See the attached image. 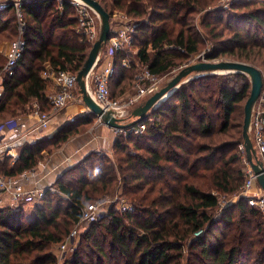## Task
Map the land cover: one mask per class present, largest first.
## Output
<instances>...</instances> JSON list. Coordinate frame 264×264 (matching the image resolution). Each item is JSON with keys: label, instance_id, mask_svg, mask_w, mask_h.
Instances as JSON below:
<instances>
[{"label": "trees", "instance_id": "trees-1", "mask_svg": "<svg viewBox=\"0 0 264 264\" xmlns=\"http://www.w3.org/2000/svg\"><path fill=\"white\" fill-rule=\"evenodd\" d=\"M96 1L111 16L119 11L137 22L129 49H137L136 60L153 75L189 62L209 43V61L230 59L264 71V0H234L216 9L220 0ZM21 11L27 47L15 75L4 81L0 125L30 114L36 102L49 113L45 66L78 75L92 49L70 0L23 1ZM16 25L10 3L0 10L1 38L16 40ZM126 57L123 51L114 58L113 99V86L124 94L140 71L134 62L122 67ZM4 64L0 60V70ZM250 93L243 74L190 81L141 122L142 134L115 141V161L91 153L66 170L31 218L23 207H1L0 264H58L53 249L70 236L82 210L119 191L133 213L110 208L63 264H264V216L243 198L221 205L245 184L238 119ZM93 118L88 112L49 138L19 143L14 163L0 158V176L36 170L45 153L60 149Z\"/></svg>", "mask_w": 264, "mask_h": 264}, {"label": "built area", "instance_id": "built-area-1", "mask_svg": "<svg viewBox=\"0 0 264 264\" xmlns=\"http://www.w3.org/2000/svg\"><path fill=\"white\" fill-rule=\"evenodd\" d=\"M71 5L75 9L76 18L79 23V28L86 37L87 41L93 46L99 39L96 34L95 19L101 20L99 15L86 3L81 0H70ZM15 7L17 17V39L10 42L6 52V61L3 68L0 70V99L4 95V81L6 78L15 75L20 61L23 59L27 42L25 40L26 22L23 18L21 7L22 1L16 0L11 3ZM10 2L1 3L0 10L7 9ZM62 3H60V8ZM112 38L102 48L97 64L90 75L86 78L87 90L93 101L101 107L106 113H109L116 120H120L123 124H128V113L134 106L139 105L145 98H149L159 91L158 84L160 82L159 76L153 75L148 67H141L137 60L124 58L121 66L130 69L134 62L140 67V71L135 77L134 88L136 94L125 99H113L111 96L110 82L116 73L115 55L118 52H123L132 44L134 27L124 26L118 30H111ZM103 53L105 61H102ZM200 58V57H199ZM44 76V75H43ZM53 78L57 82L54 92L46 94V102L51 106L49 113L42 112L40 105L34 103L35 111L21 117L8 124L0 125V148L8 146V144L24 143L34 139L39 134L44 133L49 129L57 126V115L61 110L67 113L77 115V108L82 105L87 112L90 110L85 107L83 98L80 93H76L77 75L70 72H54L51 71L47 76H44L46 82ZM91 80V84L89 81ZM98 121L105 125L101 117H97ZM72 120V119H71ZM33 121V125L29 122ZM146 125L139 123L135 126L129 127L125 130H115L119 137L128 138L131 135H139L144 132ZM249 135L256 151L257 159L263 163L264 166V81L263 88L259 99L255 103L249 127ZM240 151L244 154L243 164L246 166L244 173L246 176L245 184L240 193L230 198L231 200L222 202L221 205L225 208L238 199L243 198L247 201L249 206L256 208L264 216V191L257 182L251 165L249 164L244 144L240 146ZM7 155L11 156L14 161L18 159V155L14 148H9ZM35 176V171L26 172L18 178H8L0 176V208L8 206L13 210H18L23 201L33 203L41 201L45 193L51 188L41 189L37 187L26 188L22 185V181L30 180ZM53 191V190H52ZM107 201L99 202L98 204H90L82 210L80 222L71 232L67 241L63 244L55 246L59 253H63L67 245L74 243L75 237L78 235V230L81 227H89L96 223L105 214V209H99L100 206L105 205ZM126 212H132V208H123ZM56 254V251L54 252ZM57 255V254H56Z\"/></svg>", "mask_w": 264, "mask_h": 264}, {"label": "water", "instance_id": "water-1", "mask_svg": "<svg viewBox=\"0 0 264 264\" xmlns=\"http://www.w3.org/2000/svg\"><path fill=\"white\" fill-rule=\"evenodd\" d=\"M13 1H11V3H13ZM81 1L90 6L99 15L102 22L99 39L92 46L90 54L83 68L77 75V84L83 98V103L85 107L90 110V113H92L95 117H101L103 123L110 129L125 130L144 121L152 112L159 109L169 98H171L179 90V88H181L182 85L190 81L207 75L243 74L250 78L251 83V93L244 108V147L247 160L251 165L255 176L257 177L258 184L264 191V166L263 163L257 159L256 151L249 135L252 110L255 103L259 99L263 88V75L261 71L249 64L235 61H209L205 55L204 59L199 60L198 63L184 68L164 88L148 98L144 104L138 106L132 113V117L135 119V121L128 124H123L120 120H116L109 113H106L93 101L88 93L86 84V78L95 68L102 48L112 38L110 23L111 15L96 0Z\"/></svg>", "mask_w": 264, "mask_h": 264}, {"label": "rangeland", "instance_id": "rangeland-1", "mask_svg": "<svg viewBox=\"0 0 264 264\" xmlns=\"http://www.w3.org/2000/svg\"><path fill=\"white\" fill-rule=\"evenodd\" d=\"M13 0H0V4L1 3H8ZM24 1H30V0H24ZM32 1V0H31ZM34 1V0H33ZM56 1H62V0H56ZM231 1H234V0H220V2L218 3V6H215L213 7V9H216V8H220V6L226 8V4H229V2ZM23 2V1H22ZM212 9V8H211ZM199 16H197L195 18L196 20V24H198V20H199ZM8 19V17L6 18ZM5 19V20H6ZM110 23H111V30H118L120 29V27H123L128 25V26H133L134 29H135V26H136V21H134L133 19H131L130 17L126 16L125 13H122V12H119V11H115L113 12L112 16H111V20H110ZM95 27H96V34H97V38H99L100 36V32H101V27H102V22L100 19L96 18L95 19ZM135 33V31H134ZM135 35V34H134ZM134 35L132 36L133 37V42H134ZM10 42H12V38L10 39H6V38H1L0 36V60H5L6 61V52L8 50V46L10 44ZM132 42V43H133ZM130 45L126 48V53H127V57L126 58H129L131 60H136V53H137V49L136 48H132V49H129ZM212 49V45L209 43L207 45L206 48H204L202 50V52L194 57L191 58V60H189V62H182L180 63L178 66H176L175 68H173L170 72L162 75L159 77V84H158V87H159V90H161L162 88H164L170 81H172V79H174V77H176L180 71H182L184 68H186L187 66L189 65H192V64H195V63H198L199 60H202L204 59L205 55L207 53L210 52V50ZM102 55V53L100 54V56ZM105 55L103 53V56H102V61H105ZM201 57V59L199 58ZM216 61H233V60H230V59H219V60H216ZM179 63V62H178ZM44 72H43V75L44 76H47L48 73L50 72V68L49 66H45L44 68ZM262 75H263V81H264V71L262 72ZM224 75H231V74H221L220 76H224ZM247 77V76H246ZM248 80L250 81V78L247 77ZM89 84H91V80L89 81ZM116 85V83L114 84ZM76 93L78 95H80V89L79 87H77V90H76ZM136 94V90L134 88V86H130L126 89V91L123 93L120 92V89L119 88H116V86H113V95H114V98L115 99H125V98H128L130 96H133ZM150 98V97H149ZM148 98H145L143 100V102H141L139 105H136L134 106L132 109H130L129 113H128V122H133L135 121V119L132 117V113L133 111L140 105L144 104L145 101L147 100ZM32 106L30 107V111L33 112L35 111V108H34V104H31ZM84 107L82 105H80L78 108H77V112L76 114L77 115H74V111H71L72 114H70L69 117L66 116V118H64L65 120L64 121H60V123L58 124L57 122V126L55 128H57L55 131L57 132V130L62 127L63 125H65L67 122H73L76 118L78 117H82L83 115H86L88 114L87 110L83 109ZM243 109H244V105L242 107V118L239 117L238 121L242 123L243 125V119H244V113H243ZM64 113H66V111L64 110L63 111ZM62 112V113H63ZM78 116V117H77ZM76 117V118H75ZM72 119V120H71ZM100 127H103V128H108L106 125H102L101 122L98 121V118L95 117L91 120V123L90 125L87 126L86 130H84L83 132L75 135L74 137H72L65 145H63L60 149L58 150H54L52 153L48 154V153H45V159L43 160L42 163L52 159L54 156H56L58 154V152L60 150H62L66 145H68L69 143L71 142H76L77 140H79V138H84V137H87L89 138V136H91L93 134V132L96 130V128H100ZM109 129V128H108ZM112 132L115 133L114 130L111 129ZM55 132V133H56ZM54 133V134H55ZM91 134V135H89ZM116 134V133H115ZM53 136V135H52ZM41 137H44L43 135L39 134L37 137H35L34 139H31L30 141H34L36 139H39ZM46 137V136H45ZM51 137V136H49ZM48 137V138H49ZM121 139V137L118 136V134H116V140L117 139ZM10 147H14V144H8V146L4 147L3 149L0 150V158H4V157H8L10 160H11V163H13L14 159L11 157V156H8L7 155V151L9 150ZM16 153L17 155L19 156V150H18V147H16ZM49 149V148H48ZM131 151H134L133 150V146H131L130 144V148ZM98 155L101 156V157H109V159L115 161L116 160V153L113 151V146L107 150H104L101 148V150H99L98 152ZM108 155V156H106ZM244 166V169L246 168V166L243 164ZM50 188V187H49ZM121 195V192L119 191L118 193H116L112 198H108L106 201L107 203L105 205H102L99 207V209H105V213H107V211L111 208H114L116 211H118L120 214L122 213H127L126 211L123 210V208H132L131 205L129 204V202L124 199L123 197L120 196ZM233 196L235 195H232V196H229V197H222L221 198V201L223 202L225 199L226 201H229L231 200L230 198H232ZM41 201H35L31 204V206L28 205L27 202H24L22 203L21 207H23L26 211L28 212H25L27 213L28 216H30L29 214H31V211H34L35 209V206L37 204H39ZM99 202H95L93 204H98ZM29 206V207H27ZM31 209V210H30ZM24 210V211H25ZM134 210H132L131 213H133ZM89 227H81L79 228L78 230V235L75 237L74 239V243L72 244H69L67 245V248L66 250L63 252V253H59L60 251H57V249L55 248V251H56V254L58 256V264H63L64 263V260L67 259V258H70V256L73 254V252L79 248V245L81 243V236L88 230ZM68 239V238H67ZM67 241V240H66ZM54 251V252H55Z\"/></svg>", "mask_w": 264, "mask_h": 264}, {"label": "crops", "instance_id": "crops-1", "mask_svg": "<svg viewBox=\"0 0 264 264\" xmlns=\"http://www.w3.org/2000/svg\"><path fill=\"white\" fill-rule=\"evenodd\" d=\"M56 86H57V82L53 78H51L47 82L46 94H51L52 92H54ZM63 111L64 110H61L57 115L58 124L60 123L61 120L64 121L65 120L64 118H66V116L67 117L70 116V114L67 113V111L66 113H64ZM33 124H34L33 121L29 122V125H33ZM56 129L57 128L49 129L44 133H42L41 135H43L44 137L52 136L56 132L55 131ZM115 141H116V134L112 132L110 128L109 129L103 127L96 128V130L93 132L91 136H89V138L87 137L79 138V140H77L76 142L69 143L62 150H60L58 154L54 156L52 159L44 163H41L38 166V168L34 170L35 176L32 177L30 180L22 181V185L26 188L37 187L41 189H46L52 187V185L66 170L80 163L87 155L91 153H98L99 150H101V148L104 150L111 148L112 146H114ZM18 144L19 143L15 144L14 147H10V148H14V150L16 151L17 150L16 147ZM3 148H0V150ZM24 202L26 201H23L22 203ZM31 204L32 203H28L29 206H31ZM7 205L9 206L10 204L7 203ZM25 212L28 211L25 210ZM29 215L30 216L27 215V217L31 218L33 215V211H31V214Z\"/></svg>", "mask_w": 264, "mask_h": 264}]
</instances>
